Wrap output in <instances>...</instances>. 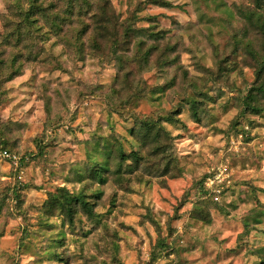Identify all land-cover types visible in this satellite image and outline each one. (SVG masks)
<instances>
[{"label":"clouds","instance_id":"9594fccd","mask_svg":"<svg viewBox=\"0 0 264 264\" xmlns=\"http://www.w3.org/2000/svg\"><path fill=\"white\" fill-rule=\"evenodd\" d=\"M0 264H264V0H0Z\"/></svg>","mask_w":264,"mask_h":264}]
</instances>
